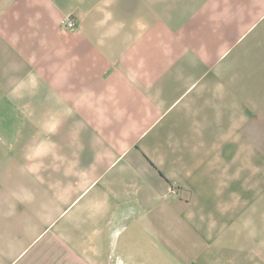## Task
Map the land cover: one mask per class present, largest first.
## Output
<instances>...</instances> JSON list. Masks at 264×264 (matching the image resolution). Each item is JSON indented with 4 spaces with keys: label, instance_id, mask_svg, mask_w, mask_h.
<instances>
[{
    "label": "crops",
    "instance_id": "1",
    "mask_svg": "<svg viewBox=\"0 0 264 264\" xmlns=\"http://www.w3.org/2000/svg\"><path fill=\"white\" fill-rule=\"evenodd\" d=\"M0 264H264V0H0Z\"/></svg>",
    "mask_w": 264,
    "mask_h": 264
},
{
    "label": "built area",
    "instance_id": "2",
    "mask_svg": "<svg viewBox=\"0 0 264 264\" xmlns=\"http://www.w3.org/2000/svg\"><path fill=\"white\" fill-rule=\"evenodd\" d=\"M76 25V22L73 18L71 17H67L65 20H63V26L66 28V29H71V28H74ZM173 190V189H172ZM174 191V190H173Z\"/></svg>",
    "mask_w": 264,
    "mask_h": 264
},
{
    "label": "rangeland",
    "instance_id": "3",
    "mask_svg": "<svg viewBox=\"0 0 264 264\" xmlns=\"http://www.w3.org/2000/svg\"><path fill=\"white\" fill-rule=\"evenodd\" d=\"M65 19H66V18H63V19L61 20V23H60V24H61V27L64 28V29H66V28L63 26V20H65ZM73 19H74V18H73ZM74 20H75V19H74ZM75 22H76V20H75ZM75 26H76V25H75ZM71 29H72V28H71Z\"/></svg>",
    "mask_w": 264,
    "mask_h": 264
}]
</instances>
